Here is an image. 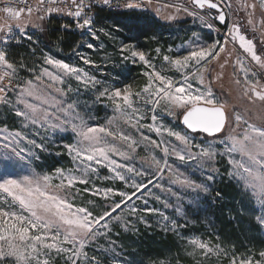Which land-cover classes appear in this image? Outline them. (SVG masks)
<instances>
[{
	"label": "snow or ice",
	"instance_id": "6c2138e0",
	"mask_svg": "<svg viewBox=\"0 0 264 264\" xmlns=\"http://www.w3.org/2000/svg\"><path fill=\"white\" fill-rule=\"evenodd\" d=\"M62 2L63 0H48L49 6L44 10L49 15L64 11L56 6ZM44 3L45 0H37V7L33 8L28 5L27 0H7L5 5L0 8V13L3 14L0 16V32L5 33V42H7L9 34L13 32V26L22 37L31 40L32 37L26 33L29 21L23 20V16L27 14L31 17L34 11L39 13L44 8ZM101 3L110 7L112 0H101ZM146 3H151V0H123V7L139 9ZM190 3L193 5L192 9L175 6L177 12L183 11L188 16L195 17L199 13L194 9H207V13L199 15L201 23L208 29L220 32L222 29L214 23V21H218L220 25H224L226 31L223 42L214 40L211 43L202 44L197 38L186 55L175 59L167 55L164 56V60L181 74L183 82L174 81L171 77L156 71L144 51L136 49L134 45H124L120 51L127 53L124 56L125 60L130 58L133 63L139 61L147 68H152L151 72L144 73L148 82L139 92L134 93L131 85H126L123 89L104 87L101 91L97 86L103 82L95 76L72 64L45 55L44 64L50 65L54 71L45 67L38 75H35L34 79L25 80L19 86L13 103L4 93L12 90L10 85L17 77V68L9 62L6 52L0 50V82L8 81L7 84L0 86V104L9 105L14 109V115L20 118L24 129L30 126L36 128L35 135L40 134V129L45 132L51 130L53 133L65 132L70 126L71 131L79 138L75 144L64 145L68 153L72 155L73 161H79V165L75 169L67 171L56 169V179H59V184H53V178L49 175L38 176L32 173L21 175L18 178L5 176L0 179V192L7 193L12 200L7 208L0 205V261L10 259L13 264H50L52 254L55 253L57 256L65 258V264H81V260L84 264H99L95 257L89 259L86 247L98 238L110 234L113 223L121 224L125 231L128 230V225L124 223L120 213L127 209L129 215L135 216L141 210L131 203L133 198L142 200L143 211H157L148 207L147 197L157 201L161 199L159 195L151 191L150 186L154 184V180L162 178L165 172L169 175V183L177 186L181 191L191 190L196 193L210 191L207 183H197L190 176L181 172L178 167H173L169 163L168 157H173L182 163L197 161V166L201 169L208 165L207 180L214 181L218 170L211 167V162L215 161L217 155L213 146L209 144L204 147L194 143L193 138L186 133L175 131L163 124L157 125L155 114L151 117L152 124H139L143 115L140 114L139 109L134 107L133 97L144 99L146 104L152 105L153 113L163 105L169 115L181 114L183 125L192 133L199 132L215 136L222 133L230 122L234 121L232 133L222 141L227 144V147L221 155L230 157L228 160V164L231 165L228 171L229 181H235L242 197H247L250 200L254 198L264 207V127L249 123L234 110L232 116H229L226 104L221 103L214 96L210 86L211 82L205 85V78L209 74L212 62L219 63L221 55L228 52L227 44L230 41L238 43L243 52L261 69H264V54H258L253 39L246 38L241 33V26L238 23H228V12L225 11V7L230 11L231 5L226 4V0H190ZM15 5L21 6L16 7ZM71 5L75 7V10L69 8L66 14L76 18L78 28L92 30L94 21L84 11L88 7L85 0H71ZM257 6L264 17V0H259L258 5L255 0L251 3L248 0H239L238 3L239 10L246 12L247 24L253 31L259 27L261 35L264 36V19L259 24L254 19ZM212 10H215V13ZM37 18L43 20L45 17L38 16ZM168 19L172 20L175 17L169 16ZM93 35H95L94 32ZM87 47L93 48L94 45L89 43ZM156 52L159 54L160 49L157 48ZM82 59L85 64L92 63L87 58ZM237 63L240 64V71L245 76L244 96L252 103L259 101L264 104V83L258 78L257 72L246 68L242 60H237ZM224 66L225 64H220L221 68ZM185 70H188L187 74H185ZM249 72H251L252 79L248 77ZM189 76L200 87L193 89L192 83L189 82ZM45 78L47 79L46 88L54 89L60 97L73 91L70 86L67 92L65 88L58 87V85L65 84L66 78L75 79L85 88L96 89L98 91L97 100L106 98L110 101L118 113V117L110 119L107 126H89L84 117L76 110V102L66 103L64 99H57L55 95H51L41 88V85L45 84ZM236 83L239 84L240 81L237 80ZM50 109H54V111H50ZM260 119H264V116H261ZM118 120H122L137 130L148 127L157 135L163 136L166 133L168 137H174L178 144L142 136L143 141H148L152 146L161 149L163 158L160 159L154 155L146 157L150 161V170L137 169L128 164L118 163L111 157L116 155L127 159L129 152L121 151L115 143L107 139L108 137H111L112 140L118 137L130 151H135L138 146L136 140L119 128ZM241 124H245L246 127L242 133L237 134L236 129ZM0 141H3L0 144V163H3L5 168L17 165L30 157L38 159L39 157L33 149L46 150L44 143H37L36 140L29 139L22 130L8 131L6 128H0ZM22 141L31 147L21 146ZM194 148H198L199 151L194 153ZM236 154H239L243 159H236ZM93 162L107 167L114 174L109 179L122 181L126 188L132 189L130 192L114 187L85 189V191H92L93 195L101 196L105 200L119 197L118 200L111 199V203L104 206L101 214H94L88 207H77L69 201L70 191L74 185L88 184L89 174L96 173V168L92 167ZM119 170H123V172ZM136 177L143 179L137 180ZM155 187L176 197L180 195L172 187L164 189L160 184H155ZM219 195L220 193H217V196ZM88 204L96 207L92 200H89ZM16 205L19 206V210H15ZM168 219L167 216H164L165 221ZM257 221L261 227H264V216L257 217ZM177 227H183V225H177V222L173 220L172 229ZM165 228L167 229V224H165ZM187 243L191 247V251L187 253L189 256L196 257L199 253L205 259L210 256L219 259L223 256L228 259V264H264V251L259 252V260H254L251 254L237 256L234 251L229 252L202 239L192 238Z\"/></svg>",
	"mask_w": 264,
	"mask_h": 264
},
{
	"label": "rangeland",
	"instance_id": "374dc122",
	"mask_svg": "<svg viewBox=\"0 0 264 264\" xmlns=\"http://www.w3.org/2000/svg\"><path fill=\"white\" fill-rule=\"evenodd\" d=\"M248 2L251 3L253 0H248ZM255 2L257 5L259 4V0H255ZM238 3L239 0H226V4L231 5L230 11L225 7V11L228 12V23H238L241 26V33L244 34L246 38L253 39L258 54H264V43H262V41H264V36L261 35V29L257 27L256 31L252 30L247 24L246 12L239 10ZM177 5L181 8H193L190 0H151V3H146L142 8L130 9L143 12L148 15V18L153 16L155 20L168 26L164 32V34H166V36H164L165 41H157L155 38H151L150 46L146 49L140 47L138 43L127 39L128 35L120 31V29L115 27L105 28L104 25H100L95 18L92 32L86 35H80L78 33L81 37L80 42L66 52L57 48L55 45L45 43L44 40L43 43H40L39 38H41V34L44 33L46 22L49 19H38L37 17L42 15L36 12H34L31 17L24 14L23 20L29 21L26 26V33L31 36L32 39L29 40L22 37L19 31L13 26V41L5 47L4 51L8 54L16 47L26 46L29 48L30 53L35 54V60L31 65H27L24 61L18 62L17 60L15 61V59L12 61L7 57L9 62L13 63L17 68V77L14 79V87L9 91L7 97L14 103L16 93L19 91V86L22 85L25 80L34 79L35 75H38L41 69L45 67L54 71L50 65L44 64L43 58L45 55L72 64L83 69L90 75L95 76L98 80L103 82L101 85L97 86L101 91L104 87H118L123 89L126 85H131L134 93L139 92L148 82V78L144 73L146 71L151 72L152 68H147L139 61L133 63L130 58L125 60L124 56L127 55V53H122L120 51L121 47L124 45H134L136 49L144 51L156 71L161 72L162 75L171 77L174 81L183 82L181 74L177 72L169 62L164 60V56L167 55L175 59L186 55L193 42L197 41V38H199V42L202 44L211 43L214 40L223 42L226 29L224 25L219 27L216 21H214V23L217 27L222 29L220 32L208 29L201 23L199 15L207 13V9H194L199 15L193 17L188 16L183 11L177 12L175 7ZM169 16H174L175 19L169 20ZM254 19L258 24L264 19L258 6L255 9ZM65 25H67V27H64ZM62 28L76 32L67 21H64ZM93 32L95 35H93ZM3 33L4 32H0V35ZM106 33H108V35H106ZM89 43L93 44L94 47L88 48L87 45ZM157 48L160 49L159 54L156 52ZM227 49L228 52L221 55L219 63L215 61L212 62L209 74H207L205 78V85L211 82L210 86L214 96L218 98L221 103L226 104V111L229 116H232L234 110L249 123L264 127V119H260L261 116H264V104L259 101L252 103L244 96L245 76L244 73L240 71L241 66L237 63V60H242L246 68H250L252 71L257 72L258 78L262 83H264V69L259 68L255 62L251 61L250 57L243 52L238 43L230 41L227 44ZM82 58H87L91 60L92 63L85 64ZM225 61L227 62L225 63ZM220 64H225V66L221 68ZM21 65H23V67H21ZM129 68H133L132 76L125 78V76L129 75ZM187 71L188 70H185V74H187ZM248 77L252 79L251 72L248 73ZM237 80L240 81L239 84L236 83ZM189 82L192 83L193 89L200 87L191 76H189ZM46 83L47 79L45 78V84H42L41 88H44L47 93L55 95L57 99H64L66 103L76 102V110L84 117L89 126H107L110 119L118 117V113L114 110L110 101L106 98L97 100L98 91L96 89L91 87L85 88L75 79L66 78L64 85H58V87L65 88L66 92L69 86L73 89V91L67 92L64 97H60L59 94L55 93L54 89H47ZM133 101L134 107L139 109L140 114L143 115V119L139 121V124H152L151 117L155 114L157 116V125L163 124L165 127H170L175 131L186 133L193 138L194 143L204 147L211 144L217 152L215 161L211 162V167L217 169L218 172L215 174L216 179L214 181H208V165H205L204 168L201 169L197 166V161L182 163L175 160L173 157H168V161L173 167H178L181 172L190 176V178L194 179L197 183H207L210 191L208 193H196L191 190L181 191L177 186L169 183V175L165 172L162 178L154 180V184L150 186L151 191L159 195L161 199L157 201L154 198L147 197L148 207L156 209L157 211H143L144 205L142 200L133 198L131 203L141 210L137 212L135 216L129 215L127 209L120 213L124 223L128 225V230L125 231L121 224L113 223L110 234L98 238L86 247L85 250L89 259L91 260L92 257H95L99 264H228V259L223 256L219 259L215 256H210L205 259L199 253H197L196 257L189 256L187 253L191 251V247L188 246L187 242L192 238H198L208 241L214 246L222 247L217 237L211 236L213 233L210 231L209 224L204 222V226L201 227L200 233H196L197 231L194 228L198 226L196 225L198 223L196 222L198 212L205 209L206 204L217 202L219 196H217L214 191L216 190L218 182L224 180L230 182L228 177V171L231 168V165L228 164L230 157L221 154L227 147V144L222 141L232 133L234 121H231L229 126L226 127L222 133H218L215 136H206L198 132L192 133L187 131L180 123L181 114L177 113L174 116L169 115L163 105L158 107L155 113H153L152 105L146 104L144 99L133 97ZM50 111H54V109H50ZM117 123L121 130L138 142L135 151H130L126 144L119 140L118 137L115 140H112L111 137L107 138L112 143H115L121 151L129 152V158L127 159L116 155L111 157L118 163L128 164L137 169L150 170V161L147 160L146 157L154 155L157 158H163L161 149L152 146L148 141H143L142 136H148L157 141L164 140L165 142L178 144L174 137H168L166 133L160 136L154 131H150L148 127H142L137 130V128L125 124L122 120H118ZM245 127V124H241L240 127L236 129V133H242ZM0 128H6L8 131L22 130L27 134L29 139H34L37 143H44L46 148L44 151L33 149V151L37 153L38 159L30 157L25 161L19 162L17 165L7 168H5L3 163H0V179H3L5 176L18 178L21 175L32 173L38 176L49 175L53 178V184H59V179H56V169L59 168L67 171L75 169L79 165V161H73L72 155H70L64 147V145L67 144H75L79 139L76 134L71 131L70 126L65 132L57 131L53 133L51 130L45 132L43 129H40V134L35 135L34 133L37 132L36 128L30 126L24 129L20 118L14 115V109L9 105L0 104ZM2 143L3 141H0V144ZM21 146L26 148L31 147L30 145H26L23 141L21 142ZM198 151V148L193 149L194 153ZM235 158L238 160L243 159L239 154H236ZM92 167L96 168V173L89 174L88 184L74 185L70 191L69 201L77 207H88L94 214H101L104 206L111 203V199L118 200L119 197L105 200L101 196L93 195L92 191H85V189L94 190L95 188L103 189L105 187H114L129 192L132 191V189L126 188L122 181L109 179V177H112L114 174L110 172L107 167L97 165L94 162L92 163ZM119 171L123 172V170ZM76 174L79 175V173ZM136 179L140 180L143 178L136 177ZM230 183H232L235 189L240 193V190L236 187L235 181H231ZM155 184H160L164 189L172 187L173 190L179 192L180 195L176 197L167 191H161L160 188L155 187ZM53 191H55V189H53ZM241 198L246 204L247 212H249L253 221L258 225V231L263 239V243L256 252L252 250L234 252L237 256H248L251 254L254 260H259V252L264 251V227H261L258 223L257 217L264 216V207L254 198L251 200L247 197L241 196ZM89 200L94 201L96 207L89 205ZM5 201H7V203H5ZM11 203V197H9L7 193L0 192V205L7 208ZM178 209L179 211H177ZM15 210H19L18 205L15 206ZM164 216H167L169 219L165 221ZM173 220L177 222V225H183V227H177L173 230ZM165 224H167V229L165 228ZM164 236H169L174 240V251H176V253L174 252L170 257L166 255L163 257H138L140 239L160 238ZM228 251L233 252V250ZM0 264H13V261L6 259L0 261ZM50 264H65V258L53 253ZM81 264H84L83 260H81Z\"/></svg>",
	"mask_w": 264,
	"mask_h": 264
},
{
	"label": "trees",
	"instance_id": "16d2710c",
	"mask_svg": "<svg viewBox=\"0 0 264 264\" xmlns=\"http://www.w3.org/2000/svg\"><path fill=\"white\" fill-rule=\"evenodd\" d=\"M97 21L104 25L105 28L115 27L127 34V39L138 43L144 49L150 46V41H165L168 26L155 20L153 16L134 10L122 12L99 11L96 14ZM64 21L59 18H50L45 25V31L39 38L40 43L55 45L63 51H68L75 44H78L81 37L77 32L62 28ZM66 23V22H65ZM221 27L220 25H218ZM7 57L13 61L17 60L26 62L31 65L34 62L35 54L30 53L26 46L14 48L7 54ZM128 78L132 76L133 68H129ZM136 77V76H135ZM215 194L220 193L217 202L206 204L205 209L198 212L195 226L196 233H200L204 222L209 224L212 237L216 236L219 243L226 250L244 252L252 250L256 252L262 245V237L258 231V225L253 221L246 204L241 198L240 193L234 185L226 180L218 182ZM241 209L243 210L241 212ZM215 237V238H216ZM138 246V257H156L173 255L175 250L174 240L169 236L160 238L140 239Z\"/></svg>",
	"mask_w": 264,
	"mask_h": 264
},
{
	"label": "built area",
	"instance_id": "2783aa9c",
	"mask_svg": "<svg viewBox=\"0 0 264 264\" xmlns=\"http://www.w3.org/2000/svg\"><path fill=\"white\" fill-rule=\"evenodd\" d=\"M6 2H7V0H0V8H2ZM27 3H28V5L32 6L33 8L37 7V0H27ZM85 4L88 5V7H86L84 9V11H85V13H87L88 15L91 16L93 21H95L96 14L99 11L122 12V11L130 10V9H126L123 7V0H112L110 7L103 5L101 3V0H85ZM15 6L20 7L21 5H15ZM48 6H49L48 0H45L44 8L40 11L42 16H44L46 19H50V18L64 19L70 25H72L73 29L77 33H79L80 35H86V34L92 32L93 29L89 30V29L78 28L76 18L66 14L67 9H69V8H71V10H73V11L75 10V7L73 5H71V0H63L62 3H58L56 6L60 7L61 9H64V11L51 13L50 15L47 14L46 11L44 10ZM2 15L3 14L0 13V16H2ZM93 26H94V24H93ZM5 39H6L5 33L0 35V50H3V51H4L5 47L13 41V32L11 34H9V37L7 38V42H5ZM7 83H8L7 80L0 82V86H3V84H7ZM13 87H14V80L12 82V85H10V88H13ZM8 93H9V91H6L4 93V95L7 96Z\"/></svg>",
	"mask_w": 264,
	"mask_h": 264
},
{
	"label": "water",
	"instance_id": "95a60500",
	"mask_svg": "<svg viewBox=\"0 0 264 264\" xmlns=\"http://www.w3.org/2000/svg\"><path fill=\"white\" fill-rule=\"evenodd\" d=\"M198 10H200V9H198ZM213 12H215V10H212ZM218 24H219V22L218 21H216ZM220 25V24H219ZM220 26H223V25H220ZM180 123H181V125L186 129V127L183 125V123H182V115H181V118H180ZM187 131H189V132H191L190 130H188V129H186ZM199 133V132H198ZM201 134H204V133H201ZM204 135H206V136H208L207 134H204Z\"/></svg>",
	"mask_w": 264,
	"mask_h": 264
},
{
	"label": "crops",
	"instance_id": "0c3cea01",
	"mask_svg": "<svg viewBox=\"0 0 264 264\" xmlns=\"http://www.w3.org/2000/svg\"><path fill=\"white\" fill-rule=\"evenodd\" d=\"M40 13V12H39ZM41 14V13H40ZM42 15V14H41Z\"/></svg>",
	"mask_w": 264,
	"mask_h": 264
}]
</instances>
